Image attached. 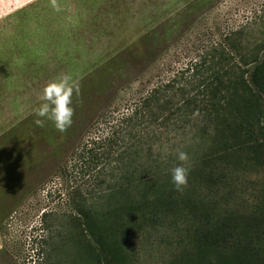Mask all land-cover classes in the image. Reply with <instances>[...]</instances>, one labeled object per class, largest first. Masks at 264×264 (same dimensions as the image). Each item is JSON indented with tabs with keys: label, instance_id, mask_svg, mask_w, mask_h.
I'll use <instances>...</instances> for the list:
<instances>
[{
	"label": "rangeland",
	"instance_id": "1",
	"mask_svg": "<svg viewBox=\"0 0 264 264\" xmlns=\"http://www.w3.org/2000/svg\"><path fill=\"white\" fill-rule=\"evenodd\" d=\"M263 9L264 0H0V264H264V159L203 164L207 128L132 153L130 177L116 176L112 191H93L71 162L57 173L105 99L172 78L235 29L260 39ZM61 74L77 85L63 132L34 114ZM177 149L189 157L182 192L170 182ZM75 189L93 191L79 203L93 233Z\"/></svg>",
	"mask_w": 264,
	"mask_h": 264
},
{
	"label": "trees",
	"instance_id": "2",
	"mask_svg": "<svg viewBox=\"0 0 264 264\" xmlns=\"http://www.w3.org/2000/svg\"><path fill=\"white\" fill-rule=\"evenodd\" d=\"M261 13L264 20V9ZM259 38L250 41L241 28L235 29L172 78L137 96L122 99L115 94L105 99L57 173L66 176L71 162L72 171L96 183L93 191H112L116 176L130 177L127 164L132 153L145 156L155 145L197 125L213 134L203 164L243 154L245 159H264V33ZM75 119L80 125V117ZM200 161L195 159V164ZM211 172L204 181H212ZM74 192L81 201L75 210L93 233L96 220L79 204L92 192Z\"/></svg>",
	"mask_w": 264,
	"mask_h": 264
},
{
	"label": "clouds",
	"instance_id": "3",
	"mask_svg": "<svg viewBox=\"0 0 264 264\" xmlns=\"http://www.w3.org/2000/svg\"><path fill=\"white\" fill-rule=\"evenodd\" d=\"M76 89V82L70 74H61L49 81L41 90L39 106L34 110L38 117L36 124L43 127L45 122H51L61 132L70 127L74 111L72 97ZM175 155L178 163L170 169V182L176 191L182 192L188 184L189 168L186 164L189 157L179 149Z\"/></svg>",
	"mask_w": 264,
	"mask_h": 264
}]
</instances>
